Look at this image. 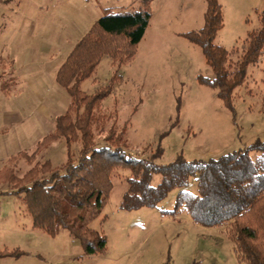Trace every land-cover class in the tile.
<instances>
[{
  "label": "rangeland",
  "instance_id": "rangeland-1",
  "mask_svg": "<svg viewBox=\"0 0 264 264\" xmlns=\"http://www.w3.org/2000/svg\"><path fill=\"white\" fill-rule=\"evenodd\" d=\"M218 2L223 26L214 42L240 53L247 33L259 27L264 0ZM136 5L137 0H39L36 9L32 8L35 4L26 9L27 14L32 9L29 15L37 25L25 42L34 50L46 47L53 61L88 31L100 16L98 10L102 13L105 7ZM205 8L206 0L152 1V18L133 58L117 68L109 56H103L94 73L81 83L88 94L99 86H112L109 96L95 109L101 117L92 124L95 147L106 144L104 136L113 123L116 133H124L127 153L146 158L160 145L161 162L179 153L187 159L215 157L257 138L264 140V53L256 64L249 65L245 81L235 88L233 109L217 97L215 88L198 80V75L212 77V70L199 46L183 34L202 26ZM34 50L30 51L32 57L37 56ZM39 67L43 64L36 60L28 69ZM35 82L37 93L32 94L31 105L38 104V108L28 121L14 126L11 140L1 145L2 151L9 146L8 154L18 155L9 163L8 157L1 156L0 169L7 166L18 176L46 159L54 170L61 171L68 156L77 159L81 147L79 141L68 146L59 138L43 145L31 163L27 160L26 155L35 151L43 136L54 130L49 118L38 111L40 104L61 115L70 103L52 74ZM24 102L29 105V98ZM39 115L42 124L37 123ZM126 174V170L115 171L109 199L89 224L106 236V251L89 256L83 255L78 240L64 229L50 236L33 228L23 194L11 192L15 186L0 181V250L23 252L17 257H0V264H245L230 237V226L205 227L186 213L178 217L162 214L161 210L173 207L176 189L155 208L121 210ZM159 180L160 175L155 174L152 183ZM188 189L196 191L194 181Z\"/></svg>",
  "mask_w": 264,
  "mask_h": 264
},
{
  "label": "trees",
  "instance_id": "trees-1",
  "mask_svg": "<svg viewBox=\"0 0 264 264\" xmlns=\"http://www.w3.org/2000/svg\"><path fill=\"white\" fill-rule=\"evenodd\" d=\"M152 1L137 0L136 6L123 9L104 8L56 72L55 80L68 94L69 106L55 118L54 130L26 158L31 163L43 145L63 138L68 146L80 142L77 159L68 156L61 171L54 170L46 159L33 164L21 176L4 166L0 181L15 186L11 192L23 194L33 228L50 236L64 229L78 240L83 255L89 256L106 251V236L89 224L109 199L115 171L126 170L121 210L155 208L176 189L173 207L161 210L162 214L178 217L186 213L205 227L230 226L240 261L264 264V140L257 138L247 146L215 157L187 159L179 153L161 162L160 145L146 158L127 153L124 133H116L113 123L104 136L106 144L94 146L92 124L101 118L95 109L109 96L112 86L102 85L88 94L81 89V83L94 73L103 56H109L118 68L136 54L152 17ZM259 23L257 29L247 33L240 53L237 49L229 51L214 42L223 26L221 5L218 0H206L202 26L183 34L199 46L212 70V77L198 75V80L215 88L217 97L230 109L233 92L245 81L247 68L264 53V6ZM16 158L10 157L9 162ZM155 174L160 175L156 184L152 183ZM191 181L196 191L188 189ZM22 253L0 250V257Z\"/></svg>",
  "mask_w": 264,
  "mask_h": 264
},
{
  "label": "crops",
  "instance_id": "crops-1",
  "mask_svg": "<svg viewBox=\"0 0 264 264\" xmlns=\"http://www.w3.org/2000/svg\"><path fill=\"white\" fill-rule=\"evenodd\" d=\"M38 1L39 0H0V161L2 160L1 156H4L8 157V163L10 157L18 154H8V151H10L9 146L6 151H2L1 145L11 140L9 137L11 136L10 133L13 131L12 128L23 121H28L31 118L28 116H31L32 112L38 108V104H34V106L31 105L32 94L37 93L35 81L44 78L47 74H52V78L55 80L59 66L74 44L86 33L85 31L77 38L76 42L72 44L64 56L58 59L55 58L53 61L49 58L51 55L48 56L46 47L43 49L38 47H35V50L31 49L30 44H27L25 40L30 39L34 34V28H36L37 22L35 18L33 20L32 15H29L32 9H30L31 11L29 10V14L26 13V9L31 8L32 4H35L32 8L36 9ZM17 10L19 12H17ZM97 13H100L98 14L100 16L102 15L99 10ZM100 16H98V18ZM98 18H96L95 21ZM14 22H16V26ZM31 50H34L37 56L32 57V55H30ZM36 60L41 62L43 67H39V69L35 71L29 70L28 67H30L31 64H35ZM49 60L51 62H49ZM111 64L113 65L112 62ZM58 93L59 96H62V93ZM27 94H30V96L28 97ZM26 98H29V105L24 102ZM17 100L19 101L18 103ZM38 111H40L45 118H49V121L54 124L55 128V118L60 114L53 112L45 103L40 104ZM41 117L42 116L37 119V123L39 124L43 123ZM6 144L8 145V143Z\"/></svg>",
  "mask_w": 264,
  "mask_h": 264
}]
</instances>
